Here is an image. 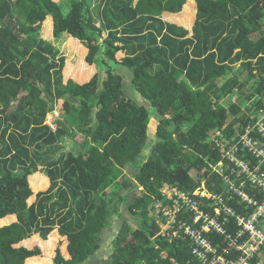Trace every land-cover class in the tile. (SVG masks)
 <instances>
[{"label":"trees","instance_id":"obj_1","mask_svg":"<svg viewBox=\"0 0 264 264\" xmlns=\"http://www.w3.org/2000/svg\"><path fill=\"white\" fill-rule=\"evenodd\" d=\"M132 1L70 0L64 14L53 0H0V264H87L122 208L131 223L121 221L102 264H194L185 240L157 236L148 211L164 184L191 192L205 179L224 192L208 134L250 123L239 105L221 104L249 83L245 100L264 108V0H193L188 29L159 16L187 0ZM164 1L172 7L142 12ZM54 20L104 78L64 79L65 58L45 38ZM118 69L151 113L128 98ZM55 231L65 245L57 258L26 246Z\"/></svg>","mask_w":264,"mask_h":264},{"label":"built area","instance_id":"obj_2","mask_svg":"<svg viewBox=\"0 0 264 264\" xmlns=\"http://www.w3.org/2000/svg\"><path fill=\"white\" fill-rule=\"evenodd\" d=\"M58 115L46 117L52 132ZM249 120L232 135L224 129L208 134L219 158L209 171L221 179L222 194L208 191L205 179L191 192L164 184L149 208L157 236L185 240L194 264H263L258 259L264 248V108Z\"/></svg>","mask_w":264,"mask_h":264},{"label":"rangeland","instance_id":"obj_3","mask_svg":"<svg viewBox=\"0 0 264 264\" xmlns=\"http://www.w3.org/2000/svg\"><path fill=\"white\" fill-rule=\"evenodd\" d=\"M70 0H53V2L56 4L57 8L59 7L64 11V14L67 12L68 6L67 3H69ZM95 1V0H92ZM138 0H133L132 2L134 4L137 3ZM95 3V2H94ZM172 6L168 5L166 1H164L162 4L158 5L154 3L153 5H150L146 8V10H142V12L146 13L147 15H156L159 14L160 9L162 11L170 9ZM143 8V7H142ZM186 8L188 9H183L179 12V14H174L173 18L170 20L172 23H175L177 25H183L186 26L188 25L189 21L192 19V13L194 15V5L190 4ZM192 10V11H191ZM183 11V12H182ZM192 12V13H191ZM185 13V15H184ZM187 14V15H186ZM162 19H166L165 17L169 16L166 12H161L159 15ZM176 16V17H175ZM190 16V17H189ZM174 17L176 20H174ZM63 25H58L57 21H51L48 23V27L46 28V36L47 41L50 42L51 44L55 45L57 49L59 50V53L65 58V70H64V79L65 80H72L78 84H84L90 80V78L95 74L99 73V76L101 78H104V73L99 69L98 66H89L86 62H84V58L87 55V52L84 50V47L78 43L77 41L72 40L69 38L64 30H63ZM259 36V35H258ZM117 70V73L123 78L124 83H123V88L128 96V98L136 105H140L145 107L146 109L150 110L149 113H151V109L147 106V104L142 101L137 94H135L132 90V88L129 85L130 81V74L125 71L124 69ZM128 73V74H127ZM223 81H219L217 85H222ZM252 86V83H249V85L243 89L242 94H236L235 96L228 97L226 99H223L221 101V104L225 109H227L229 103H235L236 105H239L242 109V112L245 116L250 117L251 115H254L255 111H253L252 105L253 101H247L245 100V97H247L251 91L250 87ZM56 111L59 114L58 118L62 117L63 112L60 111L59 106L56 107ZM249 110V111H248ZM48 116H51L49 114ZM47 116V119H48ZM155 127H156V117H152L150 122L148 123L147 126V137H148V143H152L154 141V135H155ZM81 141V138L79 136H76L73 140L75 147L78 146L79 142ZM70 152L75 153V148L72 146L67 147ZM149 151L144 152L141 155V159L139 160V164L141 163V160H144L147 158V154ZM133 168L130 166H127L124 169V174L126 175L125 177H130L132 175ZM191 176L194 177V173H191ZM131 200V197L128 198V201ZM32 202V199L29 201V203ZM120 217L114 216L111 218V226L109 229L105 230L102 235H101V240H100V248L98 252L96 253V256L91 258L87 264H102L104 263L110 256L111 254V242L114 239L121 221L127 220L129 223H131L130 219L126 215H124V208L120 210ZM262 225L264 227V221L262 222ZM40 246L41 250V257L45 258L50 254V261L54 257H58L61 254H64V239H61L58 236V233L55 231L53 234H51L50 239H48L45 242L36 240L33 243H28L26 246ZM23 246V247H26ZM44 246L48 248L50 251H45ZM50 252V253H49ZM56 257V258H57ZM260 261L263 262L264 264V248L259 255ZM48 261V262H50Z\"/></svg>","mask_w":264,"mask_h":264},{"label":"crops","instance_id":"obj_4","mask_svg":"<svg viewBox=\"0 0 264 264\" xmlns=\"http://www.w3.org/2000/svg\"><path fill=\"white\" fill-rule=\"evenodd\" d=\"M190 4H193V5H194V15H193V13L191 12V13H192V19H191V21H189L188 25L183 26V25H177V24H175V23H172L170 20L173 18L174 14H168L169 16L165 17L166 19H163L164 17H162V19H163L164 21L169 22V23H171V24H174V25H176V26H181V27H184V28H187V29L190 28L191 25H192V23H193V21H194V18H195V12H196L195 4H194L193 0H187L185 6L182 8V10H183V9H188V8H186V7L189 6ZM191 11H192V10H191ZM182 12H183V11H182ZM178 14H179V13H178ZM184 15H185V13H184ZM186 15H187V14H186ZM175 17H176V16H175ZM175 17H174V20H176ZM189 17H190V16H189Z\"/></svg>","mask_w":264,"mask_h":264}]
</instances>
